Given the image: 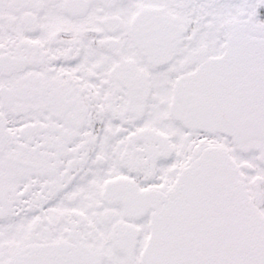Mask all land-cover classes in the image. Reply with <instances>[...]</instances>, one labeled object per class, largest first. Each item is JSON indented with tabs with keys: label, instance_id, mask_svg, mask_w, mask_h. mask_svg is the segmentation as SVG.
<instances>
[{
	"label": "snow or ice",
	"instance_id": "6c2138e0",
	"mask_svg": "<svg viewBox=\"0 0 264 264\" xmlns=\"http://www.w3.org/2000/svg\"><path fill=\"white\" fill-rule=\"evenodd\" d=\"M0 264H264V0H0Z\"/></svg>",
	"mask_w": 264,
	"mask_h": 264
}]
</instances>
